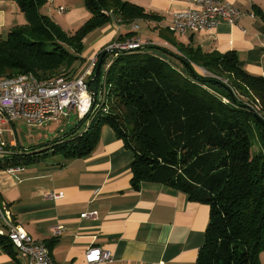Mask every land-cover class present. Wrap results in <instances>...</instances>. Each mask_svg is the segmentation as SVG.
I'll list each match as a JSON object with an SVG mask.
<instances>
[{
	"label": "trees",
	"instance_id": "1",
	"mask_svg": "<svg viewBox=\"0 0 264 264\" xmlns=\"http://www.w3.org/2000/svg\"><path fill=\"white\" fill-rule=\"evenodd\" d=\"M8 1L16 2L27 23L0 39V78L26 73L40 80L78 77L89 33L112 18L120 24L158 20L127 0H84L90 17L71 33L40 14L46 0ZM253 9L264 22L262 9L257 5ZM107 56L99 75L88 78L93 92L102 88ZM103 86L102 107L82 120L75 117L79 123L71 129L70 140L28 154L7 146L11 152L0 160V169L25 167L59 152L66 160L87 157L97 146L101 129L108 126L133 155V190L143 182L156 183L209 207L204 244L195 264H261L264 77L242 69L234 51L215 54L181 46L172 52L150 45L113 57ZM0 244L14 253L6 237H0Z\"/></svg>",
	"mask_w": 264,
	"mask_h": 264
},
{
	"label": "crops",
	"instance_id": "2",
	"mask_svg": "<svg viewBox=\"0 0 264 264\" xmlns=\"http://www.w3.org/2000/svg\"><path fill=\"white\" fill-rule=\"evenodd\" d=\"M46 1L40 14L66 32H75L90 17L84 0ZM127 1L153 13L158 20L120 24L112 18L89 33L83 41L84 63L78 74L82 75L89 62L100 58L120 35L130 33L127 40L150 41L153 47L172 52L181 46L215 54L234 51L242 69L264 76V22L253 9V5L262 9L263 0H223L243 13L236 25L223 23L213 31L184 36L174 34L169 27L173 14L189 9L192 0ZM59 8L64 11L59 12ZM26 23L27 17L16 2L0 1V39ZM132 159L131 151L104 126L97 146L87 157L66 160L59 152L25 167L0 169V201L8 204L15 224L34 240L47 244L57 264H84V254L92 246L112 255L111 263L100 264H195L204 244L209 207L156 183L143 182L133 190ZM52 193H61L63 198L50 199ZM92 211L97 213L96 219H81L82 214ZM57 225L64 230L53 238L50 230ZM13 251L7 253L0 244V264H24ZM260 262L264 264V253Z\"/></svg>",
	"mask_w": 264,
	"mask_h": 264
},
{
	"label": "built area",
	"instance_id": "3",
	"mask_svg": "<svg viewBox=\"0 0 264 264\" xmlns=\"http://www.w3.org/2000/svg\"><path fill=\"white\" fill-rule=\"evenodd\" d=\"M63 11V8H59V12ZM242 16L243 13L239 9L223 0H192L189 9L173 14L169 28L178 36L210 32L223 23L234 26ZM150 45H152L150 41L125 39L107 46L105 53L113 58L120 53L139 50ZM98 61L99 57L94 58L82 75L71 79L58 77L52 80H40L31 73L0 78V160L11 152L1 140V125L18 121L28 126H41L60 117L68 118L71 112L82 120L89 116L95 107L99 109L102 107L105 72L110 64L104 67L100 90L93 92L88 85V78L93 75ZM13 146L14 143L11 147ZM9 172L13 170L10 169ZM48 197L53 200L61 199L63 194L52 193ZM80 217L96 219L97 213L87 212ZM63 230L64 226L57 225L50 231L52 237L56 238ZM0 237L8 239L13 249L24 259V264H57L53 261L46 243L34 240L21 226L15 224L5 201H0ZM112 261L111 253L98 247L92 246L84 254V264Z\"/></svg>",
	"mask_w": 264,
	"mask_h": 264
},
{
	"label": "rangeland",
	"instance_id": "4",
	"mask_svg": "<svg viewBox=\"0 0 264 264\" xmlns=\"http://www.w3.org/2000/svg\"><path fill=\"white\" fill-rule=\"evenodd\" d=\"M262 9L264 12V5H262ZM132 39V38H131ZM113 58L108 56L106 63L111 64ZM105 67V66H104ZM80 68V67H79ZM81 70H77V76ZM199 72L206 75V72L198 69ZM52 80V79H51ZM223 83L229 84L226 78L220 79ZM74 112H71L68 118L60 117L56 121H49L44 123L41 126H28L23 122L15 121L14 123H5L1 125V140L5 143L6 146L11 147V143L14 142V146L16 147V151L26 150V153H32L34 149H43L44 147L51 148V144L54 142L60 143L62 140H70L69 135L71 129H74L79 120L74 118L70 120L74 115ZM83 128L77 129L78 133L83 131ZM12 132V135H11ZM74 132L73 134H75ZM257 150V145L253 147V151ZM50 152V151H49ZM56 158L60 157V155H55ZM49 158H52V155H49Z\"/></svg>",
	"mask_w": 264,
	"mask_h": 264
},
{
	"label": "water",
	"instance_id": "5",
	"mask_svg": "<svg viewBox=\"0 0 264 264\" xmlns=\"http://www.w3.org/2000/svg\"><path fill=\"white\" fill-rule=\"evenodd\" d=\"M105 54H106L105 52L102 53L101 56H100V58H99L98 64H97V66L95 68V71H94V75L95 76H98L99 75L100 68L102 66L103 57L105 56ZM255 117L257 118V120H259V117L257 115H255ZM74 118H75V116L73 115L70 120H73Z\"/></svg>",
	"mask_w": 264,
	"mask_h": 264
}]
</instances>
